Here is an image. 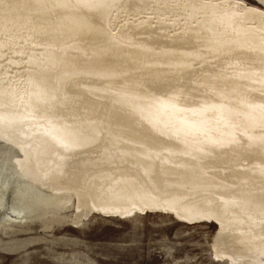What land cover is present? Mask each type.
Here are the masks:
<instances>
[{
  "label": "rangeland",
  "instance_id": "374dc122",
  "mask_svg": "<svg viewBox=\"0 0 264 264\" xmlns=\"http://www.w3.org/2000/svg\"><path fill=\"white\" fill-rule=\"evenodd\" d=\"M121 1L110 24L127 38L109 50L164 60L148 72L228 55L242 29L264 30V0H200L236 16L218 27L217 47L206 49L199 35L174 46L147 42L135 30L141 22L179 24L168 33L175 37L207 19L189 16L186 3ZM8 25L0 24V264H264V152L256 147L264 131L235 123L264 125V108L245 104L250 90L264 88L263 72L233 59L154 102L127 92L105 101L97 96L108 86L129 88L146 69L132 72L124 60L120 75L62 76L50 85L67 68L61 56L93 63L107 51L81 53L77 31L58 46L36 26ZM175 50L186 55L166 64ZM190 89L216 102L215 123L181 117Z\"/></svg>",
  "mask_w": 264,
  "mask_h": 264
},
{
  "label": "bare ground",
  "instance_id": "6f19581e",
  "mask_svg": "<svg viewBox=\"0 0 264 264\" xmlns=\"http://www.w3.org/2000/svg\"><path fill=\"white\" fill-rule=\"evenodd\" d=\"M142 1V0H137ZM148 2L149 0H144ZM173 3H186L188 9L186 13L194 19L205 17L207 20L202 22L193 23L192 27L184 26V32L175 37L168 35L170 31L177 28V25L171 24H157L152 25V20L141 22L138 24L135 30L143 32V40L147 42L153 39H161L165 44H172L171 41L188 44L190 42L189 37L205 36L207 38V48L217 47L220 39L218 33V27L221 23L232 25L235 21V15L232 8L221 6L215 3L202 2L200 0H171ZM121 0H0V24L4 21H8V28L18 30L21 27L22 30L29 29L31 27H38L42 29L41 36L43 40L55 45H64V35L74 34L78 32L79 45L81 47V53H88L87 50H91L95 54H103V51H107L104 57L93 63H80L78 61H68V56H61L66 59L67 68H61L54 78L49 80L50 85L54 84L58 78L62 76H93L94 74H100L107 72H116L117 75L125 73L124 60L130 65V71L139 72V70L146 69L145 73L141 77L133 78V86L123 89L122 83L117 82L108 86L106 96L98 95L100 99L105 101L113 93L124 92L128 94H135L134 99L138 101L154 102L161 94H164L170 88L177 83H189L202 72L210 69L212 72L216 71L221 66L223 67L229 61L237 59L242 65L253 70L264 73V30L260 29H242L240 35V46L228 45L227 54L219 58H211L196 63L192 66H183L179 69H163L160 67L156 72H148L152 66H161L162 62H158L156 59L139 56V52L135 49L130 51L128 49L122 50V55L118 56V53L112 52L109 49L117 46L126 39V33L120 32L115 34L112 31L110 19L114 16L116 9L119 5H122ZM131 7L136 6L137 2H131ZM263 7V5H262ZM259 8V7H258ZM264 8V7H263ZM125 31L131 30V26L125 25ZM54 30H58L60 33L55 34ZM20 38V35H18ZM231 38L223 37L222 41L229 42ZM122 40V41H120ZM250 44L253 46L252 50H248L245 46ZM198 51L197 53H200ZM180 51H174L169 54V57L165 59L166 64L168 60H174L179 57H184ZM70 57V56H69ZM165 63V62H164ZM137 74V73H135ZM90 78V77H88ZM227 81V79H226ZM93 85L90 81L86 83L88 90ZM180 85V84H179ZM242 86V85H241ZM233 84L221 88V92L233 91ZM99 89V88H98ZM103 92V93H104ZM199 92V91H198ZM98 94H102L98 92ZM200 94V93H198ZM206 96V95H205ZM182 106L181 117L189 119L192 115L196 119V122L202 125L213 124L217 118V104L214 100L204 99L199 95H194L193 89L186 94ZM221 98V97H220ZM196 100H202L196 102ZM146 101V100H145ZM233 104L237 105L235 100ZM245 104L253 107L264 108V88L258 90H250L245 98ZM195 106V110L192 108ZM246 115L250 114L252 110L243 109L242 112ZM179 115V114H178ZM183 115V116H182ZM180 116V115H179ZM240 117L237 114L232 116L233 121L238 120ZM178 118V117H177ZM239 124L244 131L255 132L258 130L264 131V125L259 127H249L248 124L241 121L235 122ZM261 141V140H260ZM259 146V147H258ZM261 148V152H264V140L256 146ZM134 207V206H133ZM132 207V208H133ZM121 208V207H120ZM123 208V207H122ZM129 208V207H128ZM132 210V209H131ZM123 212V210H122Z\"/></svg>",
  "mask_w": 264,
  "mask_h": 264
}]
</instances>
